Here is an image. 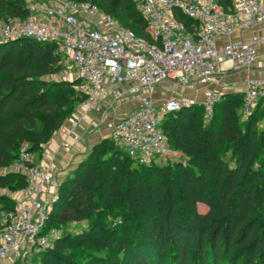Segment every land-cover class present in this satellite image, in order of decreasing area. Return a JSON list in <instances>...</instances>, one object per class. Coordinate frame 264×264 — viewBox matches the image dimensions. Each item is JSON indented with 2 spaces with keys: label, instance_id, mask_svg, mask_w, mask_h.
Here are the masks:
<instances>
[{
  "label": "trees",
  "instance_id": "1",
  "mask_svg": "<svg viewBox=\"0 0 264 264\" xmlns=\"http://www.w3.org/2000/svg\"><path fill=\"white\" fill-rule=\"evenodd\" d=\"M85 1L156 42L131 0ZM215 1L223 9L231 4ZM28 13L24 0H0L2 21L22 20ZM173 15L195 35L197 20L178 8ZM63 58L51 41L19 37L0 43V188L15 191L25 185V175L11 167L19 148L39 152L85 96L76 88L77 77H51L64 69ZM242 101V91H226L208 118L200 105L163 117L168 143L184 160L139 163L109 135L100 137L64 173L44 229L68 222L83 195L96 207L92 228L107 217L113 222L112 242L100 244L108 264H119L127 249L132 250L130 264H161L162 259L171 264H264V101L249 116L242 113ZM227 151L231 165L224 159ZM144 194L149 199L156 194L155 213L144 206ZM0 203L9 209L14 199L0 194ZM197 203L204 204L203 212ZM188 229L194 233L186 237L192 249L177 233ZM71 238L64 233L42 252L54 257L52 264H77L61 245Z\"/></svg>",
  "mask_w": 264,
  "mask_h": 264
},
{
  "label": "built area",
  "instance_id": "2",
  "mask_svg": "<svg viewBox=\"0 0 264 264\" xmlns=\"http://www.w3.org/2000/svg\"><path fill=\"white\" fill-rule=\"evenodd\" d=\"M131 1L156 42L135 34L89 1L24 0L29 9L24 19L0 20V43L19 37L51 41L67 55V72L75 71L76 88L85 95L77 105L82 111L69 121L70 129L83 120L84 111L100 110L106 95L111 109L136 98V105L121 115L106 116L105 111L102 116L115 145L139 163L149 164L170 151L161 125L167 113L200 105L204 117H210L229 91L227 83L211 86L217 75L226 69L248 70L254 64L264 33H254L247 41L220 39L264 22V0H231L226 9L215 0ZM174 8L197 20L194 36L173 15ZM164 82L182 89L156 97L155 90ZM242 92V113L249 116L258 101H264V79L245 73ZM11 167L25 175L26 183L13 207L3 211L0 264H6L10 254L16 257L18 250L24 252L23 264H33L32 258L51 239L44 229L48 209L43 196L57 184L56 169L53 164L34 163L24 146Z\"/></svg>",
  "mask_w": 264,
  "mask_h": 264
},
{
  "label": "rangeland",
  "instance_id": "3",
  "mask_svg": "<svg viewBox=\"0 0 264 264\" xmlns=\"http://www.w3.org/2000/svg\"><path fill=\"white\" fill-rule=\"evenodd\" d=\"M63 61L65 65L64 69L60 72H57L56 74L51 75V77H55V78L64 77L68 80L75 79L76 73L74 70H72L71 72H67V68H66V63L68 62L67 55H64ZM169 93H171L169 92V89H165V90L163 89V91L160 92L159 96H161L162 98L168 95ZM77 105L74 109L75 113L73 112L72 115L67 117L65 119L66 121L69 122L79 111H82V109L80 107H77ZM87 111H92V110H87ZM87 111L83 112L84 117ZM99 111L102 112L101 110ZM196 112L198 116H201V111L199 109H196ZM102 115L103 114H101V117H100L101 121H99V123H97L93 127L91 133L86 138H84L86 141V144H85V149L82 152L83 156L88 152V150L90 149V147L92 146L95 140L100 139V137H102L103 135H108L107 129L105 128V125H104L105 118ZM65 120L63 121V123L65 122ZM224 159L227 161L229 165L232 164V158L230 157V153L228 151L224 153ZM155 160H156L155 163H160V164L171 163L175 160H184V155L181 154L176 149L171 147L170 151L164 157L160 158V156H157ZM64 173L60 174V176L57 177L58 178L56 179L57 184L50 191L48 195L49 197L45 199V201H47V204H46L47 209H50L51 207L52 198L57 193L58 183L61 181ZM145 195L146 194H144V206L148 208L150 212L155 213L156 211H155L154 203L156 200V194H152L150 199L146 198ZM79 202H80L79 208H77L74 211L72 218L68 222L60 224L59 226H53V222H52L51 225H49V227L46 228L51 237L50 242L47 247L49 248L52 247L55 239L58 236H61L64 233H67L70 236H72L71 238L72 240L69 243H62L61 245L70 251V254L73 257V260L75 261V263L77 264H108L106 260L107 254L104 248L100 244L104 242H108V243L112 242V239L114 237V232L112 230L113 222L110 219V217H107L101 222H99L96 228H92L91 221L93 220V214L96 210V207L93 204V202H89L88 200H86L83 195H81ZM196 208L200 212H203L205 210V206L203 203H197ZM176 222H177V225H181L182 223L180 218L178 217H176ZM2 223L3 222L0 223V227L2 226ZM182 230L177 232L179 234L178 235L179 238L183 240V242L187 245L189 249H192L193 241L192 239L188 241V238L186 237L193 236L194 233L190 231L189 229L186 231H182ZM139 251L142 252L143 250H139ZM131 252H132L131 249H127L125 252V255L120 257L119 264H130ZM45 254L46 252H42L41 254L35 255L32 258V263L33 264H52L54 262V257L50 254L48 255H45ZM23 255H24V252L22 250H18L16 257L10 254L9 257L6 259V264H23L24 263ZM161 264H171V263L162 259ZM219 264H224V263H219Z\"/></svg>",
  "mask_w": 264,
  "mask_h": 264
},
{
  "label": "crops",
  "instance_id": "4",
  "mask_svg": "<svg viewBox=\"0 0 264 264\" xmlns=\"http://www.w3.org/2000/svg\"><path fill=\"white\" fill-rule=\"evenodd\" d=\"M254 33H264V22L253 29L235 32L228 38L223 37L220 39V42H224L228 39L232 41H247ZM223 66H225V64H223ZM245 73H248L251 78L264 79V44L258 48L255 62L248 70L226 69L221 71L211 86L216 87L221 83H227L229 85V91H242ZM163 89H169V92H179L182 88L169 82H164L157 87L154 95L156 97H161L159 94ZM110 99V95H106L105 101H103V107L100 109L102 112L99 110L87 111L84 119L73 130L69 128V122L65 120L63 125L43 144L39 152L30 153L31 160L36 164H53L56 169L54 177L58 179L57 177L60 176V174L66 172L69 167L75 165L80 158L83 157L82 152L86 144L84 138H86L91 133L93 127L101 121V114L107 111L106 116L121 115L125 110L135 106L137 103L136 98L130 97L120 101L114 109H111L107 106L111 102ZM63 141H67V147L62 146ZM53 187L50 188V191ZM50 191L43 196L45 199L49 197ZM0 194L14 199L19 195V192L18 190L10 191L6 188H0ZM1 206L0 203V223L4 220V209H2Z\"/></svg>",
  "mask_w": 264,
  "mask_h": 264
}]
</instances>
